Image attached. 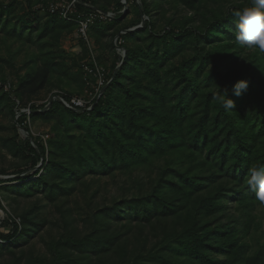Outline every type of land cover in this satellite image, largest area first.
<instances>
[{"label": "trees", "instance_id": "obj_1", "mask_svg": "<svg viewBox=\"0 0 264 264\" xmlns=\"http://www.w3.org/2000/svg\"><path fill=\"white\" fill-rule=\"evenodd\" d=\"M56 1L0 0V34L5 36L0 42L4 47L11 42L20 46L16 51L7 47V57L0 56V69L5 64L16 73L15 84L3 72L0 74V114L5 112L14 119L20 109L30 110L13 125L15 139H19V129L28 134V139H19V143L4 141L5 148L15 157H22L21 166L28 167L12 174L0 169L2 177L17 176L0 179V185L25 183L3 190L14 194L53 193L85 176L101 177L115 169L133 172L136 167H151L157 159L168 157L165 165L158 168L156 178L149 177L147 183L151 185L146 195L96 208L88 235L58 240L55 261L126 264L123 258L128 242L122 240L118 229H113V221L130 219L142 228L172 220L174 229L161 239L160 249L172 248V242H177L178 250H185L197 264H235L244 249L236 245L238 226L244 219V232L248 231L251 211L260 203L256 191L247 183L249 169L264 166V53L244 50L235 43V17L230 11L249 6L252 0H133L139 15H133L134 19L126 24L129 6L123 16L119 14L111 23L95 20L87 35L99 45L98 50L106 46L114 59L107 70L100 55L96 57V63L103 68V83L91 101L84 100L83 108L72 109L60 99L70 103L72 98H80L89 82L97 87V78L82 69L89 59L82 38V53L70 64L63 53L55 51L60 36L78 34L79 27L75 21L47 11ZM86 3L87 6H76L74 20L94 10L109 11L112 4L116 11L122 8L120 0ZM173 9L174 13L184 12L168 17V10ZM142 17L147 18L142 28L126 32L140 26ZM160 22L162 27L158 29ZM104 37L110 41H103ZM116 37L114 45L112 39ZM28 46L35 51L30 53ZM118 49L125 52L124 57L117 53ZM187 49L193 51L192 55L182 56ZM20 50L27 55L22 67L15 68L14 59ZM178 57V62L171 61ZM20 68L26 69L23 75L19 74ZM52 75H56L55 85L50 83ZM241 80L248 82V88L236 96L233 86ZM67 81L74 83L76 90L63 89L70 85ZM48 82L50 89L57 90L51 106L45 109L49 101L29 104ZM3 85H8L9 90L5 91ZM220 89L228 91V98L234 103L231 110H225L213 99ZM27 119L52 123L45 145L40 137L30 135ZM73 131L82 136L73 135ZM39 164L43 167L40 174L35 169ZM134 180L137 187L142 186L138 174ZM201 189H206L203 195L194 194ZM227 199L234 204L233 210L240 212L238 216L229 213ZM190 200L193 212L185 211ZM0 209L7 218L4 226L11 229L7 234L0 229V241L5 242L0 244L2 249L25 245L41 228L31 213L16 222L1 203ZM67 213L62 206L60 214L65 220ZM201 213L214 219L212 227L200 219ZM68 242L73 248L79 247L85 256H66ZM116 246L117 260H107ZM88 256L94 257L86 263L83 259ZM151 256L162 260L164 255L149 253ZM221 257H227L226 261ZM143 258L139 254L132 264H150L140 262ZM261 262L259 254L250 260V264Z\"/></svg>", "mask_w": 264, "mask_h": 264}, {"label": "rangeland", "instance_id": "obj_2", "mask_svg": "<svg viewBox=\"0 0 264 264\" xmlns=\"http://www.w3.org/2000/svg\"><path fill=\"white\" fill-rule=\"evenodd\" d=\"M113 5L114 4H112V8H114ZM128 6L130 9V15H128L124 24H126L127 21L134 19L133 15H139L137 6L133 0L128 1ZM174 10L175 9L168 10L167 16H178L182 15L184 12L182 10H177V13H174ZM142 18L147 20L146 17ZM162 23L160 22L158 24V29L162 27ZM0 38H5V36L0 34ZM87 38L90 43V49L93 53V57L96 59V57H99L100 55V60L104 64V68H107L108 70L114 59L113 53L108 50L106 46H103L101 51L98 50L99 45L93 43V40L89 38L88 35ZM79 40L80 38L76 32L71 34L63 33L60 36L55 51L63 53L65 55V61L70 64L71 61L76 60L78 55H81L82 53ZM103 41L108 42L110 41V38L104 37ZM11 43H8L7 46L4 47V45L0 42V56L7 57V47L12 51H16L20 48L19 44ZM112 43L115 45V38L112 39ZM27 49L30 53L35 51V48L31 46H28ZM117 53L124 57L123 51L118 49ZM192 53L193 51L191 49H187L183 51L182 56L189 57ZM26 55L27 53L25 50L24 52L20 50L16 54V58L14 59L15 68L22 67V62ZM88 55L89 58H91L90 52ZM171 61L176 63L179 61V57ZM85 62L86 59L82 61V63ZM121 66L122 64H119L118 68ZM73 71L76 72V69H73ZM206 71H209V67L206 68ZM2 72L8 78L9 82H12L13 84L16 83V73L14 68L8 67L4 64V66L0 69V74ZM25 72V68H20V75H23ZM55 76L56 75H52L50 77V83L53 84ZM50 83L48 82V84L45 85V87L31 100L32 102L29 104L41 105L44 102L55 99L52 95L57 90L55 87L50 89ZM96 84L98 85V80ZM87 85L88 86H86L80 94V99L88 100L86 102H89L93 98L95 91H97V87L90 82ZM201 88L203 89V87ZM63 89L73 91L76 90V86L74 83H70V85H64ZM198 92L200 91L198 90ZM14 123H16L15 118L13 119L9 115L5 114V112L0 114V169H7L9 174L15 173L14 171L16 170L25 171L28 167V165L21 166V163L24 161L22 160V157H15L11 150H9V148H5L4 145L5 140L8 141L11 139L12 141L19 143V139H28V134L20 129L17 131L19 139L14 138ZM27 125L30 129V135L34 138L40 137L41 141L45 145V142L52 132V123H46L42 120L34 119L29 120V124ZM72 134L75 136H82L75 131H73ZM74 142L75 140H73V143ZM164 159H157L155 164L151 167H136L133 172L129 170L125 171L115 169L107 175L101 177L85 176L82 181H74L70 183V185L58 188L53 193L49 191L34 193L20 191L17 194H14L12 193V190H3V187L21 186L24 185L21 183L25 182L14 181L9 184L0 185V203L5 212L16 222H20L23 215L31 213V218H35L36 221L40 223L41 227L34 231L33 236L25 245L15 249L0 248V264H59V261H55L54 254L58 240L83 238L88 235L91 232V216L93 214V210L96 208H103L105 205L111 206L115 202H120L124 199H131L136 198L139 195H146V193L149 192V186L151 185L147 183L148 179L149 177L150 179L156 178L158 168L165 165L164 161L169 160L168 157H166V160ZM17 166H19V168ZM42 168L41 164H39L35 169L38 170L40 174ZM136 174L141 177L142 186L140 187L139 185L138 187L136 186L137 182L134 180V175ZM20 176H23V174ZM13 178H17V176H0V179ZM205 190L206 189L198 190L194 192V194L199 192L198 194L203 195ZM225 202L230 207L229 213L236 216L240 214V212L233 210L234 204L232 202H229L228 199ZM62 206L63 209L68 210V213L66 214L68 217L67 220H65L60 214ZM185 209V211L193 212V203L191 200L187 202ZM251 215L253 217L252 222L246 233L244 232V225L246 223L244 219L241 220L240 225L238 226L240 234L236 245L239 247L242 246L244 249L241 253V258L237 260L235 264H250L251 258L256 254L260 255L262 261L261 264H264V204H257L251 211ZM200 219L203 222L210 224L211 227L214 225V219L210 216H206L201 213ZM6 221L7 218L4 212L0 209V229L5 234L11 233L10 226H4ZM113 223V229H118L122 235V240L125 239L128 242L126 257L123 258V261H125L126 264H132V261L139 254L144 257L140 260L142 263L145 261L150 264H167L166 262L168 260L170 263L182 262L187 264H197L194 260L188 257L185 250H178L179 246L177 242H172V248L164 247L160 249L159 245L161 243V239H163L167 233H171L174 229L172 220L156 222L144 228L135 224L136 222L130 219L120 221L116 219ZM180 223H182V220H180ZM3 243L5 242L0 241V244ZM7 245L11 244L9 243ZM67 247L69 250L66 251L65 255H72L69 258L85 256L83 253L79 252V247L73 248V244L71 242L67 243ZM118 249L119 248L116 246L114 250L108 253L106 259L116 261L119 255ZM158 252L163 253L164 256L162 260L154 258L153 256L149 257V253L154 254ZM90 257L92 259L94 256H88L86 257L87 259L84 258L83 261H86V263L90 262ZM65 259L68 258L65 257ZM221 259L226 261L227 257H221Z\"/></svg>", "mask_w": 264, "mask_h": 264}, {"label": "clouds", "instance_id": "obj_3", "mask_svg": "<svg viewBox=\"0 0 264 264\" xmlns=\"http://www.w3.org/2000/svg\"><path fill=\"white\" fill-rule=\"evenodd\" d=\"M120 4L122 5L121 9H123L124 5L121 3V0ZM127 7L128 4L126 5L125 13L127 11ZM111 10L114 9L111 8L109 11ZM230 11L231 14L235 17V43L238 44L240 48L244 50H253L264 53V0H252L249 6H244L239 10ZM112 21L105 23H111ZM142 21L145 22L143 18ZM143 25L144 23H141L140 26L143 27ZM137 27H134L129 30L135 31ZM117 39L118 37L115 38V44L117 42ZM123 55H125V52L123 53ZM247 88L248 82L241 80L233 86V94L236 96H240L244 91L247 90ZM213 99L218 101L221 107L225 110H231L234 107L233 101L228 98V91L226 89L223 91H221L220 89V91L216 92L213 95ZM249 172L250 176L247 180V183L256 191V196L260 203L264 204V166H252L249 169Z\"/></svg>", "mask_w": 264, "mask_h": 264}, {"label": "built area", "instance_id": "obj_4", "mask_svg": "<svg viewBox=\"0 0 264 264\" xmlns=\"http://www.w3.org/2000/svg\"><path fill=\"white\" fill-rule=\"evenodd\" d=\"M86 1L88 0H57L55 3H51L48 6L47 11H49V13L53 14V15H58L60 16L62 19L66 20V21H75L78 24V36L79 38H82L84 40V42L87 44L88 47V51L90 52V56L91 58L88 59V64H93V67H90L87 65H83V71L87 74H91L94 77L97 78L98 80V85H97V91L98 88L102 85L103 83V68H101L97 63L95 58L93 57V53L90 49V43L88 41L87 38V30L89 28V26L95 22V20H98L100 22H110L112 21L118 14L124 15L125 10H126V5H127V0H121V3L124 5V8L121 9L120 11H108V12H101L98 10H95L87 15H81V19H77L74 20L72 18V15L75 13L76 11V6L78 4H84L85 6H87ZM5 91L9 90V86L5 85L4 86ZM94 98V97H93ZM92 98V99H93ZM91 99V100H92ZM90 100V101H91ZM60 101L62 102L63 105H65L67 108H83L86 104V102L78 97H74L70 100V103L65 102L64 100L60 99ZM19 104V103H17ZM29 115L30 114V110L29 108H25V109H20L19 112H17L15 120L17 121L18 118L22 115ZM27 124H29V120L27 119ZM22 130V129H20Z\"/></svg>", "mask_w": 264, "mask_h": 264}, {"label": "water", "instance_id": "obj_5", "mask_svg": "<svg viewBox=\"0 0 264 264\" xmlns=\"http://www.w3.org/2000/svg\"><path fill=\"white\" fill-rule=\"evenodd\" d=\"M143 23H144V21H142V24H143ZM141 27H142V26L137 27L136 30L140 29ZM126 32H133V31H132V30H127ZM104 90H105V88H103V89L101 90V93H103ZM52 101H53V99L49 101V103L47 104V106L45 107V109H48V108L51 106V102H52Z\"/></svg>", "mask_w": 264, "mask_h": 264}]
</instances>
